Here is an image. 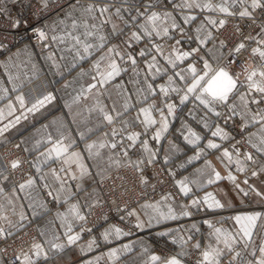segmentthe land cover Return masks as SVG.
I'll list each match as a JSON object with an SVG mask.
<instances>
[{
    "label": "crops",
    "instance_id": "obj_1",
    "mask_svg": "<svg viewBox=\"0 0 264 264\" xmlns=\"http://www.w3.org/2000/svg\"><path fill=\"white\" fill-rule=\"evenodd\" d=\"M5 1L9 2L10 0ZM50 2L52 0H49ZM73 2L74 0H68L61 3L45 15L42 22L49 35L50 44L48 47L35 44L30 40H24L7 47L6 50L0 49V89H7V92L0 91V96L4 97L0 99V110L4 112V118L0 120V128L13 121L15 116H21L15 127L0 135V188H3V192H0V217H7L6 220H0V227L10 230L13 233L12 236L18 238L15 240L14 248L20 251L21 258L17 264H23L24 255L36 259L32 252L34 243L41 244L48 251V259L41 258L37 264H151L149 259L151 255H157L161 259L178 256L182 264H195L193 260L195 256L200 255V252L209 243H215L214 228L218 227L226 232L237 231L238 226L235 225L231 217L240 213L261 214V219L257 222L253 235L254 246H258L261 243V236H264V197L258 196L256 192L264 193V173L252 177L251 172L264 165V156H260L252 147V144H260V125H249L248 129L241 133L239 116L229 120L227 124L220 123L217 121V117L207 113L199 101L190 96L189 101L183 105L181 112L168 118L167 132L162 133L159 140L154 139L155 132L159 130L160 125L157 123L145 131L142 123L144 116L140 114V110L149 108L152 118L159 121L160 113L152 111V105H156L157 108H164L165 115H167L164 105L165 99L168 103H179V97L176 93H170L165 98L159 91L161 86L168 85V76L172 75L175 70L158 57L160 66L165 71L153 77L145 67L146 62L151 60V55L145 57L136 55L135 72L130 63L121 62L119 58H116L121 69L127 70L121 71L119 76L103 88L97 84L96 88L89 91V86L96 84L101 78L99 73L108 70V60L101 61V57L108 55L107 47L100 50L90 49L89 54H83L81 46L72 48L74 41L68 40L66 43H59L53 42L51 39L52 35L62 36L66 35L67 32H73V35L80 36L81 41L86 40L87 43L93 45L99 42L95 37L85 38L83 35L85 22L89 25L93 23L99 25L100 23L99 19L93 21L82 12V7H86L92 0H79V4L75 8L69 7ZM132 2L134 4L140 3L141 11H143V5L147 4L149 0H132ZM175 2L178 3L179 0H175ZM200 2L203 3L206 0H200ZM207 2L218 6L222 0H207ZM250 5L251 0H244L243 4L237 2L230 10L239 14L240 11L247 8L252 14L263 15L254 35L252 49L260 47L261 50H264V45L257 43L258 40L264 39V35H261V25H264V9L253 10ZM165 6L185 30V37H176L182 39V44L178 46L182 50L188 51L198 46L196 29L201 22L214 36L216 28L208 25L205 17L215 19L214 12L216 11H201L195 8L182 11L174 9L168 0H160V6L153 10L162 12ZM69 13L80 25L75 31L71 29L72 21L67 18L66 14ZM133 15H135L134 9ZM184 15H195L197 19L186 25L182 20ZM125 19L130 20L127 14H125ZM61 21L64 23H60ZM113 22L118 29L123 31L112 34L111 24L105 25L102 32L109 37L106 45H119L124 51L126 49H124L121 41L127 39L131 31H139L138 26L145 23V20L139 19L136 21L137 27L131 28L126 26L124 21L115 17ZM88 30L95 31L91 28ZM169 34L173 35L171 30ZM153 42L164 45L165 53H167L175 40L154 37ZM220 42L221 40L214 36V41H209L201 46L200 51L191 58V62L195 64L198 71L203 66V60H207L213 68L220 65L230 67L234 73L239 75V82L243 85L239 88V92H246L247 76L260 62L258 54L253 56L249 62L248 70L240 73L228 65L227 59L218 64L217 58L222 53L227 56L228 51L227 47L219 48ZM77 49L83 58L76 55ZM140 49H152V43L147 37L139 43L134 42L130 51L135 54ZM152 54H155L154 50ZM49 56L52 59H49ZM200 57H203V60ZM97 62L100 63L99 69L94 67ZM187 64L188 61L184 62L180 68H186ZM137 73L139 74L137 75ZM93 77L97 79L94 80ZM174 81V86L183 87V82H180L178 78L174 77ZM42 83L43 90L40 88ZM149 83L152 84L155 95L149 93L147 88ZM13 88L16 91H13ZM48 93L55 97L50 103L35 113H27V119L21 115V112H26V109H20L15 99L17 95L25 97L27 108ZM9 102L16 109L13 116L7 115ZM232 102L238 104V98ZM125 105H127V109ZM216 107L218 110L222 106L217 105ZM251 107L256 108V105ZM237 111L240 112L241 109L237 108ZM105 114L113 117L112 122L104 119ZM138 116L139 119H137ZM205 122L208 123L209 128L204 127ZM217 123L229 133V139L221 140L211 136V131L215 130ZM187 128H191L201 136L197 145L189 144L184 139V136L187 135ZM133 133L140 135L135 145L130 146L131 142L127 136ZM253 133L255 135H251ZM231 137H238L242 140L243 146L239 157L241 160H244V153L248 152H251L256 158V164L245 161L246 167L242 173L236 171L235 164L228 165L227 160L222 157L223 149L227 148L233 154V159H236L235 152L229 149V143L234 140ZM249 138L251 144L247 142ZM209 139H213L214 142L221 145L220 149L205 148L199 158H196L197 153L206 146ZM144 140H147L149 149L155 153V156L151 157L152 162H160L166 166L176 195L164 193L155 199L139 200L131 210L135 213L133 215L135 220L137 221V217L144 222L152 219V225H154L156 222L153 218L158 211L166 212L171 206L179 213L181 205L190 211V217H193V220L166 228L162 233L168 232L169 234L162 235V238L141 237L117 242V237L113 234L105 240L104 233L106 231L119 227L111 222L98 226L92 233L83 232L80 226L81 221L76 220L70 211L72 206L75 205L80 214L85 215L87 210L101 199L100 188L96 182L97 178L114 168L125 152L148 162L150 156L148 152L144 151L142 143ZM58 141H61L68 148V153L59 159L53 153L52 158L48 159L49 150ZM13 142H18L21 152L28 159L29 167L34 171L33 175L19 183L14 182L8 175L7 164L10 161V156L4 153L5 148ZM113 144L116 145L115 148L112 147ZM89 145H94V147L89 150ZM72 153L79 154V159L72 157ZM65 159H68L69 163H64ZM206 161H210L212 167L225 178L208 184V174L211 173L212 169L206 167ZM80 165L86 172L82 179L80 178ZM37 169L40 170L37 171ZM229 171L237 177L235 183L247 191L248 195L245 196L235 187V184L226 179ZM53 172L65 181L66 191L60 193L59 201L48 195L50 190L55 194V189L60 186L53 177ZM71 175H75L77 179L72 180ZM5 177H7L6 180ZM29 178L34 179L35 184L21 192L19 184L25 183ZM244 180H248V184H244ZM181 181L185 182L190 189L187 195L180 192L179 182ZM46 184L48 187L45 186ZM252 188H255L256 191H252ZM209 193L223 203L225 208L209 209L204 204L199 207H189L193 199L202 201ZM227 209L229 211L224 212ZM21 214L24 216L23 220H21ZM9 222L13 227H9ZM68 224L72 225V232L69 234L80 236V239L73 245H67L65 232ZM209 224L213 225L214 228H210ZM21 231L25 233L20 234ZM189 236L192 239H189ZM48 241L64 244L65 247L50 250ZM92 241L95 243L89 248ZM162 242L169 245V250L166 253L159 251V244ZM197 243L201 245L200 250L194 248ZM124 245H129V248L125 250ZM113 250H116V255L110 256L109 253ZM237 250L241 251L244 262L252 259L244 252L242 245L237 246ZM229 259H231V254L224 258L223 264H228ZM0 264H9L1 252ZM236 264H241V261L237 260Z\"/></svg>",
    "mask_w": 264,
    "mask_h": 264
},
{
    "label": "snow or ice",
    "instance_id": "obj_2",
    "mask_svg": "<svg viewBox=\"0 0 264 264\" xmlns=\"http://www.w3.org/2000/svg\"><path fill=\"white\" fill-rule=\"evenodd\" d=\"M5 0H0V4H4ZM17 0H13L15 4ZM243 4L244 0H222V3L218 6H214L210 2L201 3L200 0H179V2H175V0H168V3L172 5L174 9L179 10H189V9H200L201 11H218L219 13H223L226 16H232L234 13L230 11V8L233 7L236 3ZM42 8L47 10L49 7V0H41ZM79 4V0H74L73 3L69 5L71 8H75ZM31 5H29L30 7ZM160 6V0H149L147 4L143 5V11H141L140 3H133L132 0H92L86 7H82V12L86 15L87 18L95 21L99 19V25L93 23L89 25L87 22L84 23L85 32L83 33L84 37H95L99 42L95 45L91 43H87L85 41H81L79 35H73V32H67L66 35L57 36L52 35L51 39L53 42L66 43L68 40L74 41L72 48H77V46H81L83 48V54H89L90 49L100 50L107 47V56L101 57V61L104 59L108 60L107 69L103 73H99L100 79L96 84H91L89 86V91L93 88L97 87V84L101 88H103L107 83L113 80L115 77L119 76L121 71H126L127 69H121V67L117 63V59L124 63H130L133 67V71L136 70L137 60L136 55L140 57H145L147 55H151V60L146 62L145 67L153 77L157 74H161L165 71L163 67L160 66V62L158 57L162 58L165 63L175 71H173L172 75L168 76V85L161 86L159 91L163 94L165 98L169 96L170 93H176L179 97V104L184 105L189 101L190 96H192L195 100L199 101V104L207 110V113H211L217 118H222L224 123L227 124L229 120H232L234 117L239 116L241 123L239 125L241 133H244L249 125H260V133L261 139L260 144H252V147L255 148L256 152L260 154V156H264V50H261L260 47L252 49V55L256 56L258 54L260 58V65L255 67L247 76V91L239 92V88L243 87V85L239 82V75L234 73L230 67L226 66H218L213 68V66L207 61L203 60V57H200L203 60V66L198 71L197 67L194 63L191 62V58L195 56L197 52L200 51L201 46L206 44L209 41H214L213 33L208 30L207 26L201 22V24L197 27L196 32V40L198 41V46L188 51L182 50L179 45L182 44L183 37L186 36L184 28L177 22L176 17L167 10V6L162 12L155 11ZM251 9H264V0H251ZM114 8V10H113ZM133 9L135 10V15H133ZM98 14V15H97ZM125 14L128 15L130 20L125 19ZM67 18L70 19L71 29L75 31L80 25L72 17V15L66 14ZM0 16H6L8 18L9 24L8 26L12 29H19L22 26L21 18L13 19L11 17V13L7 10L6 7H0ZM239 16L241 18H250L255 19L252 13L247 9L239 12ZM124 21L125 25L128 27H137L136 21L143 18L145 23L140 24L139 31H131L130 35L127 39L122 40L121 44L124 46V51L121 50L120 46H107L106 41L109 39L108 36L103 34L102 29L105 25L111 24L112 26V34L122 33V29H118L117 25L113 22V18ZM197 17L195 15H184L182 16V20L184 24H190L195 21ZM208 25L213 27H217L218 30L224 28L226 21L224 19H219L218 25L216 19H211L205 17ZM60 23H64L61 21ZM23 27L25 31L29 29V25L27 20H23ZM89 28L95 29V31L88 30ZM31 30L33 31L36 38L43 43L48 38V33L42 29L36 28L34 25L31 26ZM170 30L173 35H170ZM239 31V28H237ZM261 35H264V25H261ZM177 36L181 38H176ZM145 37L148 38L149 42L152 43V49H140L138 53H133L130 49L133 48L134 42L139 43ZM166 38V40H175V43L170 46V51L165 53L164 45L156 44L153 42V38ZM190 38V37H189ZM249 39H254L253 37H249ZM258 44L264 45V39L258 40ZM227 47L225 41H221L219 48L224 49ZM246 47L243 41L234 45L232 48H229L227 51V56L223 53L220 57H218L219 62L227 59L228 65L235 64L237 55L242 52ZM0 49L6 50L7 45L0 42ZM71 50V49H69ZM154 50L155 54H152ZM76 55L82 57L79 49L76 51ZM231 57V59H228ZM49 59H52L49 56ZM188 61L186 68H180V65L184 62ZM100 63L97 62L94 67L99 69ZM179 69V70H176ZM139 73H137L138 75ZM174 77L178 78L180 82H183V87L174 86L175 81ZM190 77V79H189ZM259 77V79H256ZM93 79H97L93 77ZM148 91L151 95H155L153 91L152 84H147ZM2 92H7V89H0ZM13 91H16L13 88ZM181 93H183L181 95ZM3 96H0V99H3ZM55 97L48 93L47 95L42 96L37 99L35 103L31 105V107L26 108V101L23 95H17L15 97L16 102L19 104L21 110L26 109L21 112V115L27 119V113H35L40 110V108L44 107L47 103H50ZM238 98L239 103H233L234 99ZM164 105L167 110V115H165L164 108H157L156 105L151 106L152 111H158L160 113L159 121L152 118L151 111L149 108H142L140 110V114L144 116L142 121L145 131L148 128L157 125L159 123V130L155 132L154 139L159 140L162 133L167 132L169 127V117H173L176 114V103H168L165 99ZM217 105L223 106L227 109L226 113H222L217 110ZM252 105H256V108H252ZM8 108V116H13L16 109L14 105L9 102L7 104ZM127 109V105H125ZM237 108H240L241 111L238 112ZM103 111V109H101ZM4 118L3 110H0V120ZM21 116H15L13 121H10L8 124H5L4 127L0 128V135H3L10 128L15 127L17 123H19ZM104 119L112 122L113 117L111 115L105 114ZM139 119V116L137 117ZM205 128H209L207 122L204 123ZM187 135L184 136V139L192 145H197L201 136H199L196 132H194L191 128L186 129ZM115 135V133H114ZM138 133H133L127 136V139L131 142L130 146H134L136 141L139 139ZM255 135V133L251 134ZM211 136L213 138H219L221 140L229 139V133L224 130V128L220 127L217 123L215 125V130L211 131ZM234 139V137H231ZM248 143H252L249 138ZM144 151L149 153L148 163H152L151 157L155 156V153L151 151L148 147L147 140L143 142ZM94 145H89L88 149ZM113 148L116 147L115 144L112 145ZM221 145L214 142L213 139H209L206 146L200 149V152L197 153V157L199 158L200 154L204 152L205 148L207 149H220ZM233 151L236 154V159H233V154L228 151L227 148L223 149L222 157L227 160L228 165L235 164L237 172L245 171V161L251 162L252 164H256V158L253 156L251 152L244 153V160H241L239 157L241 155L240 150L233 146ZM55 153V157L59 159L61 156H64L68 153V148L63 145L61 141H58L48 153V159L52 158V154ZM72 157H75L77 160L79 159V154L72 153ZM127 155V152H125ZM64 163H69L68 159L64 160ZM143 163V161H141ZM207 168H211V173L208 174L207 183L213 184L215 182L220 181L222 178L221 173L216 171L210 161L205 162ZM20 165V161H14L11 164L12 169L18 168ZM138 167V165H137ZM81 173L80 178L82 179L86 172L83 169V166L80 165ZM40 169H37L39 171ZM64 171V169H61ZM261 173H264V165L259 166L251 172L252 177H257ZM53 177L56 181L59 182V187L55 189V194L53 191H49L48 195L52 196L54 200L59 201L60 193L66 191L65 181L55 172L52 173ZM7 177H5V180ZM72 180H76L77 177L75 175H71ZM227 180L235 184V187L239 189L246 196L248 192L244 189L240 188L239 184H236L237 177L232 174L231 171L228 172ZM146 182V181H142ZM244 184H248V180L243 181ZM35 184V180L29 178L25 183L19 184V190L21 192L25 191L26 188H30ZM48 187V185H45ZM251 187V186H250ZM180 192L184 195H187L190 189L186 186L185 182H179ZM15 192V189H13ZM252 191H256L255 188H252ZM0 192H3V188H0ZM258 196L264 197V193L256 192ZM201 204H204L209 209H223L225 205L217 200L211 193L207 194L203 200L193 199L191 205L189 207H199ZM181 211L177 213L175 209L171 206L168 207L166 212L158 211L157 215L153 218L157 225H160L162 222H166L169 220H178L182 217H190V211L185 209L184 205L180 206ZM120 210L119 208L117 209ZM74 214V218L79 221H84L86 217L80 214V211L77 209L75 205L72 206L70 210ZM129 216L135 215L133 212L128 213ZM7 217H0V220H6ZM24 219L23 214H21V220ZM231 219L235 222L237 227V231L235 232H226L221 228H214L213 225L209 224L210 228H214L215 234V243H209V245L200 252V258L197 260L196 264H223L224 258L231 254V259L228 260V264H236L237 260L241 261V264H264V236H261V243L258 246H254L253 235L255 229L257 227V222L261 219L260 213H240L236 214ZM152 226V219H149L147 222L141 221L139 217H137V223L134 225L135 228L143 230L145 227ZM9 227H13L11 222H9ZM90 231V229H89ZM72 232V225H67V231L65 232V236L67 239V245L75 244L80 236L70 235ZM115 235V237L119 238L121 235H129L130 233H122V230L119 227L108 230L104 233V239L107 240L110 235ZM168 232H163L161 235H168ZM13 233L10 230H6L3 227H0V239H7L12 236ZM44 235V233H41ZM58 239V238H57ZM189 239H192L189 236ZM49 244L50 250H58L65 247L64 244L61 243H53L51 241L47 242ZM95 241H92L89 244V248ZM242 245L244 252L247 253L248 256L252 257L248 261L244 262L241 251L237 250V246ZM125 250L129 248V245L123 246ZM194 248L197 250L201 249V245L199 243L194 245ZM33 256L36 259L28 255H24L23 264H37V261L41 258L44 260L48 259V251L38 243H34L32 245ZM259 253V255H257ZM110 256L116 255V250H113L109 253ZM17 259H20L18 256ZM151 264H182L181 260L178 256H172L170 258L161 259V257L157 255H151L149 257Z\"/></svg>",
    "mask_w": 264,
    "mask_h": 264
},
{
    "label": "built area",
    "instance_id": "obj_3",
    "mask_svg": "<svg viewBox=\"0 0 264 264\" xmlns=\"http://www.w3.org/2000/svg\"><path fill=\"white\" fill-rule=\"evenodd\" d=\"M57 1L64 3L68 0H53V3L49 4L47 10L37 4L39 0H17L15 4L13 0H10L9 2L5 1L4 4H0V7L7 8L13 19L21 18L22 22V26L19 29H12L8 26V18L6 16H0V40H2L7 47H11L24 40H30L35 44L48 47L50 44L49 35L48 38L41 43L31 30V26L34 25L36 28L47 32L42 20L47 13L61 4L59 3L56 5ZM29 5L31 6L29 7ZM230 11H232L234 15L226 16L218 11L214 12L217 25L219 19H224L226 21L224 28L218 30V28L215 27L214 36L221 41H225L229 48H232L241 41L245 43V49L237 55L236 62L233 64L235 69L243 71L247 68V60L253 58V39H249V37L254 38L256 29L263 19V15L252 14L255 17L253 20L247 17L241 18L236 11ZM25 19L29 25L27 31H25L23 27V20ZM237 28H239V31H237ZM259 65L260 62L258 66ZM40 88L42 90L44 89L43 83L40 85ZM182 108L183 105L177 103L176 113H179ZM218 111L226 113L227 109L222 106L218 108ZM218 120L220 123H224L222 118H218ZM229 145V149L234 152L233 146L241 151L243 143L242 140L235 137L233 142H230ZM4 153L10 156V161L7 164V173L14 182L19 183L34 174V171L29 167L28 159L21 152L18 142H13L8 145ZM121 156L122 159L116 166L98 179L102 199L87 211L85 215L86 219L82 221L83 227L89 231V229L92 230L97 225L110 221L120 225L127 233H130L128 238H137L152 235V237H155L154 235L158 234V231L171 226H177L179 225V221L183 223L184 221L182 220H174L160 225L156 224L151 227H145L143 230L134 227L137 222L133 216L128 215V213L131 212L132 206L139 200L153 198L158 193H171L170 191L173 189V186L166 168L159 162H152L149 164L129 154H122ZM17 160L20 161L19 167L12 169L11 164ZM141 161H143V163H141ZM118 208L120 209L119 211L117 210ZM226 211H229V209L224 210V212ZM21 233L25 232L21 231L20 234ZM16 239H18L17 236L0 239V249L12 264L17 263L19 260L17 257L21 255L19 251L13 247ZM168 250L169 245L163 242L159 244V251L161 253H166ZM199 258L200 255L195 256L193 259L195 264Z\"/></svg>",
    "mask_w": 264,
    "mask_h": 264
},
{
    "label": "rangeland",
    "instance_id": "obj_4",
    "mask_svg": "<svg viewBox=\"0 0 264 264\" xmlns=\"http://www.w3.org/2000/svg\"><path fill=\"white\" fill-rule=\"evenodd\" d=\"M53 1V0H52ZM50 3H53V2H50ZM49 3V4H50ZM59 3H61V1H57V3H56V5L57 4H59ZM37 4L38 5H40V6H42L41 4H40V0H39V2H37ZM45 17V16H44ZM44 19V18H43ZM43 21V20H42ZM45 27V26H44ZM47 30V29H46ZM0 42H2L3 44H4V42L2 41V40H0ZM252 44H253V40H252ZM227 48L229 49V47L227 46ZM228 59H231L230 57H228ZM251 60L250 59H248L247 60V68L245 69V70H243V71H240V70H237V69H235L234 67H233V64L231 65L232 67H233V69H235V70H237L238 72H240V73H242V72H246L247 70H248V68H249V62H250ZM183 109V108H182ZM181 112V111H180ZM217 121L219 122V120H218V118H217ZM160 163V162H159ZM161 164V163H160ZM162 165V164H161ZM165 168H166V166H164ZM113 169V168H112ZM167 170V169H166ZM110 171V170H109ZM108 171V172H109ZM107 173V172H106ZM105 173V174H106ZM104 174V175H105ZM103 176V175H102ZM102 176H100L99 178H101ZM99 178H97V180H96V182H97V185H98V179ZM99 186V185H98ZM172 186H173V183H172ZM99 188H100V186H99ZM100 192H101V189H100ZM171 193H169V194H171L172 196H175L176 195V191H175V189L173 188L171 191H170ZM161 194H164V192H161V193H158L155 197H153V198H145V199H148V200H150V199H155V198H157L159 195H161ZM101 199H102V193H101ZM101 199L98 201V202H100L101 201ZM142 200V199H141ZM97 202V203H98ZM96 203V204H97ZM137 203V202H136ZM135 203V204H136ZM96 204H94V205H96ZM134 204V205H135ZM133 205V206H134ZM93 206V205H92ZM91 206V207H92ZM132 206V207H133ZM90 207V208H91ZM89 208V209H90ZM88 209V210H89ZM87 210V211H88ZM131 210H132V208H131ZM132 212V211H131ZM86 214H87V212H86ZM85 214V215H86ZM84 215V216H85ZM134 217V216H133ZM135 219V218H134ZM178 220H182V221H184V222H187V221H189V220H193V217H190V218H180V219H178ZM178 220H175V221H178ZM172 221H174V220H172ZM107 222H110V221H107ZM137 222V221H136ZM104 223H106V222H104ZM104 223H102V224H104ZM111 223H113V222H111ZM164 223H166V222H164ZM164 223H161V224H164ZM83 222L81 221V223H80V226H81V229H82V231L83 232H85V233H92L93 231H94V229L95 228H97L98 226H100V225H102V224H100V225H97L96 227H94L92 230H90V231H87L84 227H83ZM114 224V223H113ZM178 224H181V221H179V223ZM115 225H117V224H115ZM154 225H156V224H154ZM117 226H119L122 230H124V228H122L120 225H117ZM178 226V225H177ZM147 227V226H146ZM171 227H173V226H171ZM163 230H165V229H163ZM163 230H161V231H158V234H156V235H154L155 237H161L162 235H161V233H162V231ZM124 233H127L125 230H124ZM153 236V235H152ZM152 236H141V237H151V238H153ZM10 237H12V236H10ZM141 237H137V238H141ZM9 238V237H8ZM137 238H128V235H122V236H120L119 238H117V242H125V241H129V240H133V239H137ZM162 238V237H161ZM168 238V237H167ZM161 244V243H160ZM14 245H15V242H14ZM14 245H13V247H14ZM1 247V246H0ZM16 249V248H15ZM18 250V249H17ZM0 252L3 254V256L5 257V258H7V260H8V262H9V264H12L10 261H9V259H8V257L3 253V251H1V249H0ZM19 253H20V251H19ZM21 258V257H20ZM20 261V259L18 260V262ZM17 262V263H18ZM17 263H15V264H17Z\"/></svg>",
    "mask_w": 264,
    "mask_h": 264
},
{
    "label": "bare ground",
    "instance_id": "obj_5",
    "mask_svg": "<svg viewBox=\"0 0 264 264\" xmlns=\"http://www.w3.org/2000/svg\"><path fill=\"white\" fill-rule=\"evenodd\" d=\"M35 240V239H34Z\"/></svg>",
    "mask_w": 264,
    "mask_h": 264
}]
</instances>
